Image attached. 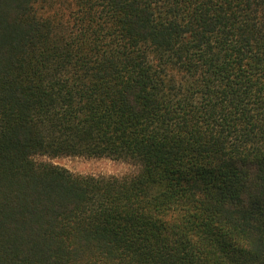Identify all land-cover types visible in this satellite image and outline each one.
Instances as JSON below:
<instances>
[{
	"label": "trees",
	"instance_id": "trees-1",
	"mask_svg": "<svg viewBox=\"0 0 264 264\" xmlns=\"http://www.w3.org/2000/svg\"><path fill=\"white\" fill-rule=\"evenodd\" d=\"M0 264H264V0H0Z\"/></svg>",
	"mask_w": 264,
	"mask_h": 264
},
{
	"label": "rangeland",
	"instance_id": "rangeland-1",
	"mask_svg": "<svg viewBox=\"0 0 264 264\" xmlns=\"http://www.w3.org/2000/svg\"><path fill=\"white\" fill-rule=\"evenodd\" d=\"M42 158L81 174L123 176L138 170V167L131 162L110 157L60 156Z\"/></svg>",
	"mask_w": 264,
	"mask_h": 264
}]
</instances>
